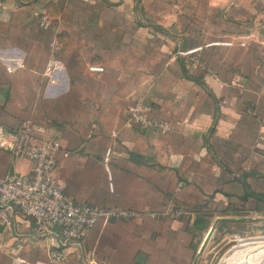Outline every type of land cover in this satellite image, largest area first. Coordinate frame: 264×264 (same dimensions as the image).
Wrapping results in <instances>:
<instances>
[{
    "label": "crops",
    "instance_id": "1",
    "mask_svg": "<svg viewBox=\"0 0 264 264\" xmlns=\"http://www.w3.org/2000/svg\"><path fill=\"white\" fill-rule=\"evenodd\" d=\"M263 40L264 0H0V125L60 144L56 176L75 202L155 214L100 219L74 245L15 210L0 264H190L210 229H261L264 200L248 194L264 196ZM137 102L172 131L128 124ZM29 170L0 150V178ZM199 219L206 229L194 237ZM245 247L248 263L260 259ZM237 252L227 264H240Z\"/></svg>",
    "mask_w": 264,
    "mask_h": 264
},
{
    "label": "built area",
    "instance_id": "2",
    "mask_svg": "<svg viewBox=\"0 0 264 264\" xmlns=\"http://www.w3.org/2000/svg\"><path fill=\"white\" fill-rule=\"evenodd\" d=\"M51 21L43 16L40 27L49 29ZM253 34H247L240 42L245 46ZM264 45V40L262 42ZM58 44L53 46V57L46 66L45 74L54 82L53 74L58 69L55 54H59ZM191 51H177V56L188 57L195 67L207 75H214L213 70L203 61L191 56ZM88 70L94 73L103 72L100 66H89ZM150 108L144 102H137L128 109L127 122L141 129H153L166 134L172 131L170 123L150 117ZM60 144L47 137H36L28 126L13 129L0 125V150L8 152L14 158H23L30 163L29 173L20 176L0 178V233L12 228L14 211L31 220L37 231L45 232L49 227H59L66 243L79 245L83 233L93 228L97 221H130L138 218H154L155 214L148 211H132L118 208H96L87 204H80L69 197L64 184L56 176L55 155ZM109 151H107V156ZM107 162V159H106ZM187 212L176 210L175 216ZM215 229H210L209 234ZM50 260L61 263L65 256L61 251H50ZM13 264H31L16 257Z\"/></svg>",
    "mask_w": 264,
    "mask_h": 264
},
{
    "label": "rangeland",
    "instance_id": "3",
    "mask_svg": "<svg viewBox=\"0 0 264 264\" xmlns=\"http://www.w3.org/2000/svg\"><path fill=\"white\" fill-rule=\"evenodd\" d=\"M257 247L260 259L248 263L245 253L250 248L245 246ZM264 226L258 230L246 229L244 226L236 225L234 229L226 227L217 228L212 231L199 253L193 256L190 264H227L229 257L236 251L240 254L238 259L240 264H264Z\"/></svg>",
    "mask_w": 264,
    "mask_h": 264
},
{
    "label": "trees",
    "instance_id": "4",
    "mask_svg": "<svg viewBox=\"0 0 264 264\" xmlns=\"http://www.w3.org/2000/svg\"><path fill=\"white\" fill-rule=\"evenodd\" d=\"M248 196H250L252 198H255L257 200H261V201L264 200V196L263 195H256V194H253V193L250 192L248 194ZM199 220H198V222H196L195 227L191 230L194 237H198V236L200 237L201 233H203L205 231V229H206V222L207 221L206 220H202V219H199ZM263 250H264V248H263Z\"/></svg>",
    "mask_w": 264,
    "mask_h": 264
}]
</instances>
